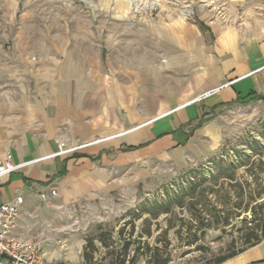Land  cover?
<instances>
[{
  "label": "crops",
  "instance_id": "crops-1",
  "mask_svg": "<svg viewBox=\"0 0 264 264\" xmlns=\"http://www.w3.org/2000/svg\"><path fill=\"white\" fill-rule=\"evenodd\" d=\"M20 3L0 0V159L25 164L0 179V204L23 196L19 238L58 239L71 205L128 193L149 167L201 160L221 110L264 93V0H227L224 20L203 28L160 27L164 66L89 55L51 23L21 22ZM60 141L85 146L53 157ZM221 264H264V240Z\"/></svg>",
  "mask_w": 264,
  "mask_h": 264
},
{
  "label": "rangeland",
  "instance_id": "rangeland-1",
  "mask_svg": "<svg viewBox=\"0 0 264 264\" xmlns=\"http://www.w3.org/2000/svg\"><path fill=\"white\" fill-rule=\"evenodd\" d=\"M225 1L21 0L19 18L51 23L53 38L81 45L89 55L99 52L117 64L142 55L164 66L168 58L159 49V28L175 21L201 28L223 21ZM29 6L34 13L27 12ZM261 87L264 91V77ZM260 94L221 110L216 118L218 140L201 160L149 167L146 179L128 193L71 205L67 213L73 218L63 225L58 239L45 244L51 264H115L124 258L126 264L165 259L167 264H212L242 250L255 225L251 221L257 223L264 214V208L254 215L237 207L241 186L254 197L264 188V168L256 167L260 173L255 177L249 164L250 159L264 161V93ZM262 197L254 204L264 203Z\"/></svg>",
  "mask_w": 264,
  "mask_h": 264
},
{
  "label": "built area",
  "instance_id": "built-area-1",
  "mask_svg": "<svg viewBox=\"0 0 264 264\" xmlns=\"http://www.w3.org/2000/svg\"><path fill=\"white\" fill-rule=\"evenodd\" d=\"M85 145L69 147L60 141L58 150L53 157L65 156L81 149ZM25 164H14L12 156L8 154L5 159H0V179L21 168ZM57 197V189L51 188L40 194L44 202H49ZM24 204L22 195L14 201L0 204V264H48L45 261V239H22L14 234L17 227L21 207Z\"/></svg>",
  "mask_w": 264,
  "mask_h": 264
},
{
  "label": "trees",
  "instance_id": "trees-1",
  "mask_svg": "<svg viewBox=\"0 0 264 264\" xmlns=\"http://www.w3.org/2000/svg\"><path fill=\"white\" fill-rule=\"evenodd\" d=\"M260 98V96H256L254 99ZM262 98V97H261ZM229 105H232L229 104ZM202 123V122H201ZM201 123L199 124V126H201ZM249 164L251 165V167L253 168L251 170V174L253 176L256 177V175H258L260 172L255 171L254 169L256 167H261L264 168V161L262 160V158L258 159V160H251L249 161ZM255 181L259 184V187H262V181H260V179L257 177L255 179ZM191 191L195 192L196 191V187L192 186ZM262 191H260L257 195V197H254V195L250 192L249 194H247V190L245 189L244 186L240 187V191L238 192V198H239V203L237 205L238 208H243L246 212L251 211L254 215L256 214L257 209L262 210L264 208V203L262 204H254L257 202V199H262L263 195H264V188H261ZM188 194L185 195V197ZM182 204V203H180ZM193 205V203H191ZM196 222L201 223V217H197ZM256 219L252 220L251 223H255L254 227L249 228L250 233L247 235V237L245 238V247L240 250L239 252H233L230 253L226 256H221L218 257L212 264H221L233 257H235L236 255H238L239 253L247 250L250 247L256 246L259 243H261L264 240V214L262 215V218H260L258 220V222L256 223ZM198 224V223H197ZM257 232V233H256ZM93 239H88V244L90 246H92V242ZM169 261L168 259H165L162 262H159L157 264H167ZM115 264H126V258L119 260L118 262H116ZM130 264H135V262L132 260L130 261ZM152 264V263H149Z\"/></svg>",
  "mask_w": 264,
  "mask_h": 264
}]
</instances>
